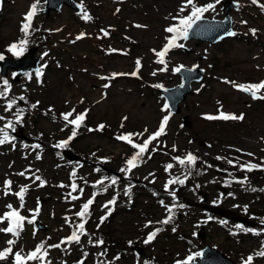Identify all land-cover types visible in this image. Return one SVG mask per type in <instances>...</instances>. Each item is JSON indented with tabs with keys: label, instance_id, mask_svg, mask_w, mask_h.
<instances>
[{
	"label": "rangeland",
	"instance_id": "1",
	"mask_svg": "<svg viewBox=\"0 0 264 264\" xmlns=\"http://www.w3.org/2000/svg\"><path fill=\"white\" fill-rule=\"evenodd\" d=\"M2 1L0 54L16 57L8 51L9 45L27 39L26 50L31 46L37 47L34 54L39 56L38 70H42L43 75L37 78V71L28 72L20 77L18 85H11L7 93V99L10 95L19 100V104L16 103L19 107L14 108L23 112L20 124H15L16 116L5 111L6 100L0 98V116L12 121L15 127L23 126L24 134L30 139L29 143L17 140L13 144L9 141V145L0 147V215L11 211L7 205L19 209L25 217H31L34 210L39 208L35 221L43 225V229L25 223L18 237L0 232V250L9 247L6 243L8 240H15L16 243L11 245L13 253L18 251L26 257L44 242L47 256L43 260H28L26 264H48L49 261L51 264H78V256L85 249H95L89 242V238L95 241L90 236L97 233L94 230L86 229L88 235H82L79 244H62L60 248L48 246L59 244L71 235L75 230L73 227L80 221L75 213L94 196V203L90 207L95 211L92 219L97 218L98 213H106V222L101 231H106L111 239L116 240L111 243L107 241L110 248L107 258L113 264H132L136 260L131 244L145 248V254L152 257L149 264H173L174 257L196 256L204 245L215 246L236 262L243 263L251 255L252 264H264V257L256 255L264 251V224L261 223L264 220V178H260L255 185L244 171L237 168L247 163L264 165V99H253L250 94L225 82L256 84L264 81V9L261 8L264 0H258L256 4L252 0H235L239 6L236 10L231 9V18L236 35L230 40L196 44L194 39H179V44L188 50L171 49L165 57L166 71H160L164 65L156 62L158 58L153 49L160 51L163 48L161 45L168 42L166 38L173 35L165 29L167 25H179L172 18L182 13L179 8L184 0H77L83 5L80 13L63 5L48 15L41 12L44 0H40L27 36L21 27L25 14L35 0ZM197 2L215 5L214 10L205 12L204 16L222 17L220 0L219 3L216 0ZM84 12L92 19H82ZM102 29L108 31L109 35L104 36ZM250 29H256L255 35ZM81 33H85V37L76 40ZM138 59L141 62L138 77L118 75L111 78L113 73L135 71ZM180 66H199L204 69L205 75L201 81L192 83L193 93L180 102V111L170 113L169 109L164 110L165 99L160 87L154 85L171 87L179 84L181 76L174 70ZM153 72L156 74L152 75ZM10 77H3L9 85ZM105 84L109 87L105 88ZM4 87L0 75V90ZM259 94L264 95V90ZM20 97L24 99L20 100ZM72 109H75V113L70 119L87 110L84 125L66 147L78 152L84 161L80 168L72 165L73 172H77L75 176L71 170L62 167L59 170V161L56 160L58 153L64 149L56 145L62 139L68 140L73 127L66 126L61 114ZM218 110L237 116L243 114L244 118L218 121L204 118L205 115H218ZM166 115L169 116L166 135L153 141L149 152L143 157L145 162L128 173V177L124 176L120 169L126 167V160L137 149H129L130 144L116 137L142 133L133 135L132 139L136 143H143L158 130ZM183 116L187 117L189 126L183 125ZM6 120H0V128ZM101 124L105 125L104 129L95 130ZM89 128L93 131H89ZM35 143L42 146L39 160L38 148L33 147ZM173 145L176 146L175 151ZM153 146L158 150L152 151ZM188 153L199 157L198 173L202 175L197 174L193 180L194 192L189 184H178L176 205L183 204L179 197L191 202L201 201L199 193L203 191L209 202L219 203L254 220V228L243 226L252 227L258 235L244 232L234 222L214 215L211 216V225H205L207 213L197 209V206L190 208L185 205L175 209L179 217L175 218L172 226L166 225L162 229L160 225L162 231L157 237L148 244L144 243L152 225L165 218L167 213L160 203L162 199L164 202L165 196L158 198L154 192L170 197L167 198L168 203L164 204L174 200L170 193H176V184H172L168 190L165 184L181 175L184 168H191L175 164L176 160L173 159L186 157ZM216 157L232 159L237 162V167L231 169L211 163ZM164 162L173 167L166 170L167 164ZM99 164L121 173L122 179L118 178L116 184L120 190L115 198V204L119 203L113 212H110L113 204L104 207L115 196L113 188L110 186L104 191V178V184L95 183L100 181L98 176L102 175L95 172L96 168L102 170ZM217 169L224 173H219ZM102 171L107 173L104 169ZM21 172L25 175H19ZM35 176L46 181L43 187L39 186V181H35ZM244 177H247V183L235 182ZM6 180L12 181L10 189H6ZM72 183L78 186L76 192L71 190ZM89 184L99 186L95 188L97 195H93ZM129 185H133L134 190L125 195L123 190ZM22 186H27L28 191L21 209V202L15 193ZM80 188L83 193H80ZM70 192L72 196L80 198L73 200L68 195ZM251 213L253 217H249ZM66 217L69 218L68 223ZM148 221L153 223L145 227ZM202 225L207 226L203 228V242L194 236ZM4 227H7V221L0 223V228ZM174 227L176 231L172 230ZM129 241L132 243L129 244ZM117 251L121 252L122 258L116 259L119 257ZM92 262L87 257L84 260V264ZM143 263L139 261L133 264ZM0 264H14V255L0 260Z\"/></svg>",
	"mask_w": 264,
	"mask_h": 264
},
{
	"label": "snow or ice",
	"instance_id": "2",
	"mask_svg": "<svg viewBox=\"0 0 264 264\" xmlns=\"http://www.w3.org/2000/svg\"><path fill=\"white\" fill-rule=\"evenodd\" d=\"M39 2H40V0H35V2L30 6L29 11L25 14V18H24L25 22L22 24V27H21V31L25 34V36H27L29 34V29L31 28L32 20L35 17V15L37 14V7L39 5ZM217 3H219V0H217ZM252 3H254V4L258 3V0H252ZM81 8H83V5H81ZM189 8H190V12L188 15L183 16V17H180L179 15H177L176 17H173V19L179 20L178 26L173 25V26H169L168 28L165 29L166 32L173 34L171 37L166 38L168 42L165 44V46L160 51H156L155 49H153V52L155 53V55L158 58L156 62L164 65V68L160 69V71H166L167 70V63L165 61V57L167 56L168 52L173 48H182L184 46L183 44L177 43V40L178 39L187 40L189 38V32L193 28V25L196 24L197 21H201L204 19V13L205 12H207L209 10H214L215 5L214 4H208L205 6H198L196 4L195 0H185L184 4L180 7L179 11L185 12ZM261 8L264 9V5H261ZM117 11H119V9H117ZM82 19H84L85 21H88V20H91L92 17L89 16L87 12H84ZM243 23H246V21H243ZM136 27H142V26L136 25ZM57 31H59V30H57ZM101 31L103 32L104 36L109 35L108 31L103 30V29ZM250 31L252 32L253 35H255L256 29H250ZM227 34L230 36L236 35L235 32H228ZM85 35H86L85 33H81V34L77 35L76 40L83 39L85 37ZM27 44H28L27 39H21L18 42H14L11 45H9L8 51L12 52V54L14 56H22L26 50ZM113 51H116V50H113ZM4 59H5L4 55L0 54V61H2ZM136 65H137V68L132 73H113L111 78H115L118 75H131V76H137L138 77L139 69L141 67V62L139 59L136 61ZM182 67L183 66H180V67L176 68L174 71L179 72ZM155 74H156L155 72L152 73V75H155ZM42 75H43L42 70H37V72H36L37 78L41 77ZM101 79H108V77H101ZM225 82L233 84V86L236 87L237 90H239V91H243V92L250 94L253 99H264V95L259 94L262 92V90H264V81H261V82L256 83V84H236L234 81H225ZM3 84L6 87H4L3 90H0V98L7 99V93H8L11 86L8 84L7 80H4ZM154 86L158 87V88L162 87V85H154ZM104 87L107 88V87H109V85L105 84ZM181 87H183V85H181ZM19 99L23 100L24 97H20ZM15 104H16L15 99L9 100L5 106V111H11ZM32 107L35 108L36 105L33 104ZM169 107H170V105L165 104L164 110L169 109ZM74 113H75V109H72L71 111H69L67 113L61 114L63 120L66 122V126L72 125L73 127H72L71 135L68 137V140L61 141L59 144L56 145V147L66 148L69 141H71L73 138H75L77 136V130L81 126L84 125V122H85L86 117H87V110L84 113L76 114L74 116V118L70 119V117H73ZM22 118H23V112H22V110H18V112L16 113L15 124H17V125L20 124L22 121ZM204 118L208 119V120H218V119H223V120H237V119H239V120H242L244 118V116H243V114H241L239 116H237L235 114H227L223 111L218 110V115H215V116L205 115ZM0 120H6V118L3 116H0ZM168 121H169V116L168 115L164 116L161 123H160L158 130L156 132L150 134L146 139H144L143 143H135L132 139L133 135H143L142 133H140V134L129 133V134L119 135L116 137L118 140L125 141L128 144H130L134 149H137V151H135V153L130 158H128L126 160V167L121 168L120 169L121 172L131 173L133 169L139 167L141 163L145 162L143 160V157L145 156L146 153L149 152L150 145L153 144V141H156V140H158L159 137L166 135V126L168 124ZM121 126H123V125H121ZM104 127H105V125L101 124V125H98L97 129H95V130H103ZM6 129H11L14 132L16 130V127L13 124V122L9 120L4 124V126L2 128H0V145H3L6 142H9V141L14 139V137L9 135V133L6 131ZM88 130L93 131V129H91V128H89ZM146 131H147V129H145V132ZM33 147L39 148L40 145H34ZM172 147H173V151H175L176 146L173 145ZM151 150L156 151L158 149L156 146H153ZM249 155H252V154L249 153ZM173 159H175L180 165H188L189 167H195L196 162L199 159V157L195 156L192 153H188L186 157L182 158V157L177 156V157H174ZM217 159H222V157H217ZM228 163L233 164V161L228 160ZM233 166H236V165L233 164ZM172 167H173L172 164H168L165 166L166 170H169ZM209 167H211V165H209ZM239 167H240L241 171H248V172L253 171L254 169H264V165H258V164H252V163L241 164V165H239ZM96 171H100V169H96ZM19 175L23 176V175H25V173L21 172V173H19ZM72 175H75V172H73ZM188 175H191L190 171L188 172ZM104 179H109V178L105 177ZM104 179L97 181V184H104ZM186 179H187V176H185L184 179H180L179 177L173 178L165 184V189L168 190L169 185H172V184L183 185L185 183ZM35 181H39V186H41V187H43L44 184L46 183V181H44L39 176H35ZM117 182H118L117 177H111L110 178V184L105 185L104 191H107L108 187H110L112 185H116ZM235 182L240 183V184H245V183H247V177H244L243 179L236 180ZM4 183H5L6 189L11 188L12 181L6 180ZM61 186L63 187V185H61ZM77 188H78L77 184L72 183V185H71L72 192H76ZM251 190L255 191L256 189H251ZM27 191H28V187L22 186L20 188V190L15 193V195L18 197V199L21 202L20 203L21 209L24 207V196H25V193ZM79 191H80V193H83L82 188H80ZM130 192H131V187H129L125 190V195H129ZM5 194L7 195L8 192L6 191ZM68 195L71 196V198L73 200H77L80 198L79 196H72L71 192ZM170 195L175 197L176 193L173 191L170 193ZM229 195H232V194L229 193ZM94 198H95L94 196H93V198H89L85 203H83L81 205L80 211L75 213V216L80 218L81 222L75 225V230L72 231L71 235L62 239L59 244L49 245L48 246L49 248H60L62 244H71L73 242L76 244H79L80 240H81V236L82 235H88V233L86 232V229H85V224L87 223V217L90 215V207L94 203ZM114 203H115V198H113V200L108 201V203L105 204L104 207L107 208L108 204H114ZM160 203L163 207L166 208L169 215L165 219L158 221L156 223L165 224V225L169 224L172 221L173 216L175 215L173 213L174 207H177V206L180 208L185 207V205H183V204H179V205L173 204L172 206H168V205H165L163 201H160ZM7 207L9 209H11V211L6 212L3 215H0V223H4L5 221H7V227L0 228V232L11 233L13 236H16V237H18L20 235V233L23 231L25 223L34 224L35 223V217H36V215L39 214V208H37L36 210H34L31 217H25V216L21 215V212L19 209H14L12 207V205H7ZM245 212H247V206H245ZM109 214H110V212H109ZM104 219H106V217L101 218V223L104 221ZM209 219H211V217H209ZM65 221H66V223H68L69 218L66 217ZM152 223H153L152 221H148V223L145 225V227H149ZM261 223L264 224V220H262ZM236 227L241 229L244 232H253V234H257V235L259 234L258 232H256V230L245 228L243 225H237ZM172 230L176 231L175 227ZM161 231H162L161 228H155L153 231L149 232L144 243L148 244V243L152 242L157 237L158 233H160ZM89 242L92 243L90 238H89ZM6 243L9 245V247H7L3 250H0V260H5L8 258L9 255H14V264H26V261H28V260H36V259L43 260L48 254L47 250L45 249L44 242H42L40 245H37L36 249L31 251L30 253H28L26 257L22 256L21 253L18 251L13 253L11 245L16 243L15 240H8ZM95 243L102 245L104 243V241L101 239V240L96 241ZM131 243L132 242L129 241V244H131ZM256 255L264 257V251H259L256 253ZM85 256H87V253H85ZM196 256H203V253H196ZM116 259H119V257H116ZM192 259H194V257L189 256L184 261H177V264H190V261ZM252 261H253V256L250 255L247 257L246 260L243 261V264H252ZM48 264H51V262L49 261ZM78 264H84V261L81 260L78 262ZM145 264H149V262L145 261Z\"/></svg>",
	"mask_w": 264,
	"mask_h": 264
},
{
	"label": "water",
	"instance_id": "3",
	"mask_svg": "<svg viewBox=\"0 0 264 264\" xmlns=\"http://www.w3.org/2000/svg\"><path fill=\"white\" fill-rule=\"evenodd\" d=\"M63 3L71 6L72 8L77 7L73 0H46V5L42 11L48 13L50 9L57 10ZM228 32H231V30L227 16L221 21L208 20L204 18L201 21H197L196 24L193 25V28L189 32V38L196 37L199 41L209 40V42H213L218 40L221 36L228 35ZM33 50L34 49H30L24 56L17 59L2 60L6 62L1 63V70L4 72L5 68L10 65L11 67L16 68L15 76H17L19 73L18 70H26L30 67L35 68L38 58L32 56ZM179 72L183 76V81L180 85L173 88L161 89L162 93L168 100L171 109L176 112L179 111L178 102L185 98L186 93L192 92L190 85L191 81L199 80L203 75V70L199 67H193L191 69L181 68ZM181 85H183V87H181ZM184 124L189 125V121L186 117L184 118ZM67 155L72 158L69 154ZM206 208L210 211L221 214L225 218L240 221L246 224L251 223L233 211L219 208L216 205H208ZM199 235L202 236L201 233H199ZM200 253H203V256H198V258L191 261L190 264H243L234 262L221 251L209 245H205L201 249Z\"/></svg>",
	"mask_w": 264,
	"mask_h": 264
},
{
	"label": "trees",
	"instance_id": "4",
	"mask_svg": "<svg viewBox=\"0 0 264 264\" xmlns=\"http://www.w3.org/2000/svg\"><path fill=\"white\" fill-rule=\"evenodd\" d=\"M248 175L250 177V179L252 180V182H255L257 180H259L260 178H264V171L263 170H253L248 172ZM105 237L109 238V235L107 232L104 233Z\"/></svg>",
	"mask_w": 264,
	"mask_h": 264
},
{
	"label": "flooded vegetation",
	"instance_id": "5",
	"mask_svg": "<svg viewBox=\"0 0 264 264\" xmlns=\"http://www.w3.org/2000/svg\"><path fill=\"white\" fill-rule=\"evenodd\" d=\"M204 198L206 199V201H209L208 198H207V194L206 193H204Z\"/></svg>",
	"mask_w": 264,
	"mask_h": 264
},
{
	"label": "bare ground",
	"instance_id": "6",
	"mask_svg": "<svg viewBox=\"0 0 264 264\" xmlns=\"http://www.w3.org/2000/svg\"><path fill=\"white\" fill-rule=\"evenodd\" d=\"M73 140V139H72ZM80 171V170H79ZM114 205V204H113Z\"/></svg>",
	"mask_w": 264,
	"mask_h": 264
}]
</instances>
